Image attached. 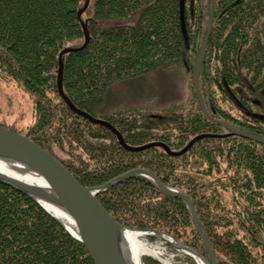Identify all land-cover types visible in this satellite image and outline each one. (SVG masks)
<instances>
[{"label": "trees", "instance_id": "1", "mask_svg": "<svg viewBox=\"0 0 264 264\" xmlns=\"http://www.w3.org/2000/svg\"><path fill=\"white\" fill-rule=\"evenodd\" d=\"M84 3L0 0V80L14 81L32 98L35 118L26 136L54 156L58 148L64 157H55L83 186L133 168L153 170L191 196L219 264H264V247L256 246L264 238L263 144L235 134L203 138L181 156L162 147L126 151L106 126L74 112L58 93L59 54L84 44L83 20L89 42L62 55L63 90L78 109L107 120L133 146L163 141L179 150L196 134L224 130L204 116L193 85L210 0H90L80 17ZM212 21L198 83L205 106L212 117L264 137V0H215ZM172 70L186 88L179 106L107 107L118 85ZM229 186L234 197L226 203ZM98 199L123 225L166 232L206 256L186 204L152 180L129 178ZM144 263L166 264L149 256ZM0 264L95 262L44 207L0 181Z\"/></svg>", "mask_w": 264, "mask_h": 264}, {"label": "water", "instance_id": "2", "mask_svg": "<svg viewBox=\"0 0 264 264\" xmlns=\"http://www.w3.org/2000/svg\"><path fill=\"white\" fill-rule=\"evenodd\" d=\"M90 0H85L84 6L78 10V16L85 12L89 6ZM214 3L215 0H210L209 4V17H208V26L206 30V36L203 40L202 48L199 52L194 63L193 71V85L197 97L199 98L200 107L203 109L204 115L212 120L216 121L222 125H225L227 129L230 130L229 135H240L242 137H247L249 139L260 142L264 145V138L255 136L249 133H244L237 128H233L227 123H223L215 118H211L206 106L204 105L203 97H201L200 89L198 87L200 79V70L202 67V62L205 57V51L208 45L209 36L211 34V28L213 25V14H214ZM82 26L84 28L85 42L79 48L68 47L64 48L59 54V68H58V93L62 96L64 101L68 106L77 114L86 117L91 123L101 124L104 127L106 126L113 134L117 135L119 144H121L126 151L138 152L142 150H147L150 147L158 146L163 147V149L173 156H181L192 148L198 140L203 138H214V137H223L220 134L212 133H203L192 137L189 142L182 147V149L175 151L170 149V147L163 141H151L147 144L133 146L126 144L123 138L122 133L118 131L111 123L105 119L97 118L92 116L86 111H81L78 109L74 103H72L69 98L66 96L63 90V60L62 55L69 53L71 51H78L85 47L89 42V32L87 26L83 20H81ZM0 158L6 161L12 160L16 163H22L27 166L30 170L36 172L41 178H43L47 186L54 191L55 197L51 198L47 195L48 198H45V192L38 191L33 185L18 179L10 174L0 171V181L11 185L17 191L23 192L31 199H34L46 210V206L41 201L53 203L54 201L58 204L60 208L69 213L72 218V221L75 224L76 232L78 233L76 237L86 246L88 253L91 255L95 264H133L129 261V251L126 242L124 241V233L126 230H133L124 226L121 222L116 220L113 215L105 209L100 200L97 199V195L102 192L108 191L114 185H117L120 182L128 180L132 177L144 176L152 180L158 188L169 196H177L183 199L188 207L190 216L193 219L195 228L198 229L201 238H203L204 246L206 249V258L201 255L198 251L193 250L188 245L181 243L178 240H174L175 243H172V246L184 254L191 255L195 261L200 264H218V261L215 258L214 249H212L211 239L208 237V234L203 228V225L197 216L196 207L193 204L190 196L178 188L170 187L165 185L153 170H149L144 167L133 168L128 170L121 175H118L117 178L108 181L105 184L97 185V187L83 186L78 179L70 172V170L62 163L58 158L51 154L48 150L43 148L41 145H38L33 139L27 137L21 132H16L9 127H4L0 124ZM54 205V204H53ZM48 211V210H47ZM48 213H51L48 211ZM57 220H59L55 215H53ZM60 221V220H59ZM60 223H62L60 221ZM139 232H145L146 234L157 235L161 238H169L165 233H161L157 230L151 229H142L136 230ZM168 240V239H167ZM202 261V262H201ZM141 263L145 264L142 261Z\"/></svg>", "mask_w": 264, "mask_h": 264}, {"label": "rangeland", "instance_id": "3", "mask_svg": "<svg viewBox=\"0 0 264 264\" xmlns=\"http://www.w3.org/2000/svg\"><path fill=\"white\" fill-rule=\"evenodd\" d=\"M63 65H64V60H63ZM179 71H181V70L179 69ZM179 75L181 76V74H179ZM179 75L176 74L175 70L169 71L168 73H163L161 71L156 76H154L153 78H150L148 76L146 78L130 80L128 82H125V84H120L116 88L112 89L113 90L111 93L112 96L108 102L107 107L108 108H110V107L115 108L116 106H122V105H126V104H130V105L142 104L144 106L150 105L151 107L158 109V107H160V106H164L165 104L166 105H168V104L172 105V103H175L173 105H176L175 107H177V105L179 106L178 101L184 100L186 98V96H185L186 88L181 85V83L183 81V76L180 77ZM203 101H204V98H203ZM32 104L33 103H32V98H31L30 94H28V92H26L20 85H18L14 81L0 80V124L1 125H3L4 127H9L16 132H21L22 134L26 135L25 132H26L28 126L34 122V118H35V115H33L34 105H32ZM204 105H205V101H204ZM106 110H107V108L104 106V108L98 112V115L103 116L104 113H106ZM202 111H203V109H202ZM211 118L212 119L215 118V119H217L223 123L229 124L225 120L223 121V120L216 118L214 116L213 117L211 116ZM214 122H216V121H214ZM216 123L221 125L222 127L226 128L225 125H222L218 122H216ZM229 125L232 126L231 124H229ZM225 128H223L224 130H221L220 132H214L215 134L223 135V137H215V138H225L226 136H230L229 135L230 130L227 128L225 129ZM233 128H236V127H233ZM237 129L240 130L239 128H237ZM240 131H242V130H240ZM242 132H244V131H242ZM203 133L214 134L213 132H208V131L207 132L203 131ZM203 133H200V134H203ZM244 133H248V132H244ZM200 134H196V135H200ZM257 136H259V135H257ZM192 137H194V136H192ZM192 137L190 138V140L192 139ZM259 137H261V136H259ZM262 138H264V137H262ZM246 139H247V137H246ZM201 140H203V139H201ZM199 141L200 140H198L197 142H199ZM154 147H158V146H154ZM170 149H172V148L170 147ZM52 150H53L55 156H57L58 158L64 157V154L58 148L52 147ZM172 150H174V149H172ZM175 151H178V150H175ZM215 172L223 173L226 175V172H224L223 170L217 171L215 169L213 171V174H215ZM213 174L206 175V176L211 177V176H213ZM114 186H116V185H114ZM167 186H169V185H167ZM90 187H97V185L96 186H90ZM170 187H172V186H170ZM173 187L178 188L176 186H173ZM178 189H180V188H178ZM180 190H182V189H180ZM222 194H223L222 197L226 203H228V201H230V199L234 197L233 196L234 193L232 191L231 186H229L226 190H224ZM190 198H191V196H190ZM97 199H98V195H97ZM98 200H100V199H98ZM191 200H192V198H191ZM183 202L185 203L184 200H183ZM196 212H197V210H196ZM244 215L245 214H243V215L241 214V215H239V217L242 219H245V221H246V217ZM197 216H198V214H197ZM200 221H201V219H200ZM212 223L217 224L218 223L217 219H215V222H212ZM62 224L64 225L65 228H67L69 230L70 233H72L76 237L77 234L73 233V231L69 228V226L67 224H64V223H62ZM203 228H204V225H203ZM261 228H264V225H262ZM132 229L133 230H135V229L136 230H142L143 228L142 229L132 228ZM205 230H206V228H205ZM206 232H207V230H206ZM161 233H163V232H161ZM164 233L166 235H168V237H169V238H167L168 240L165 238H161L160 236H157V235H155V236H157V238L152 239L150 236H153V235H151V234H144L141 237V240L145 241L150 247H152L156 251V254H154V255L149 254V253H143V255H142V261L143 262H144V256H149L153 259H157L160 262H163L166 264H200L199 262L195 261V259L191 255H188L187 253L184 254L180 250L174 248L171 244V242L175 243L174 242L175 239L180 241L181 243L185 244L184 242H182L180 239H177V238L170 236L166 232H164ZM207 234H208V232H207ZM240 235H243V234L240 233ZM240 235H238V236H240ZM262 236H264V234H262ZM208 237L210 238L209 234H208ZM170 238H172L174 240H172ZM201 239L203 240V238H201ZM185 245H188V244H185ZM211 245H212V240H211ZM256 246L260 250H262L264 247V238L262 240H260L259 242H257ZM189 247L192 248L191 246H189ZM204 249H205V246H204ZM212 249H213V247H212ZM193 250H195V249H193ZM195 251H198V250H195ZM214 252H215V250H214ZM199 253L201 255H203L201 252H199ZM187 256L190 257L192 259V261H194V262H191L188 258L186 259ZM204 257L206 258V256H204ZM215 258H216V256H215Z\"/></svg>", "mask_w": 264, "mask_h": 264}, {"label": "bare ground", "instance_id": "4", "mask_svg": "<svg viewBox=\"0 0 264 264\" xmlns=\"http://www.w3.org/2000/svg\"><path fill=\"white\" fill-rule=\"evenodd\" d=\"M0 171L10 174L18 179H21L29 183V185H33L40 192H45V198H48L47 195L51 198L55 197L54 191H52L50 187L47 186L46 181L41 178L36 172L30 170L27 166L22 163L18 164L12 160L6 161L0 158ZM41 201L44 203L47 210L51 212L52 215H55L62 223L67 224L69 228L73 231V233L78 234L75 229V224L72 221V218L68 212L57 206L58 204L55 201L52 204L45 201V199ZM123 230L125 231L124 241L128 246L129 261L131 263L142 264L141 258L143 253H149L152 255L156 254L155 249L150 247L145 241L141 240V237L146 234L145 232L126 229Z\"/></svg>", "mask_w": 264, "mask_h": 264}]
</instances>
